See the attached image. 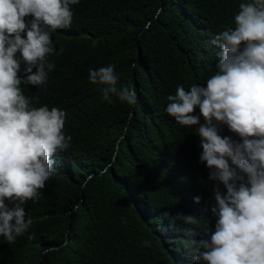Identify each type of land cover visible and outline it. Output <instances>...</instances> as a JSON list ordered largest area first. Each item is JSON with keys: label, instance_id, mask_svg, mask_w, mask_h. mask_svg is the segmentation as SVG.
<instances>
[{"label": "trees", "instance_id": "16d2710c", "mask_svg": "<svg viewBox=\"0 0 264 264\" xmlns=\"http://www.w3.org/2000/svg\"><path fill=\"white\" fill-rule=\"evenodd\" d=\"M245 2L80 0L71 6V27L51 33L56 54L48 60L55 68L47 86L21 85L34 106L66 110L71 147L57 152L55 173L38 199L24 205L33 221L29 233L11 244L0 236V264H197L182 243L184 230L194 228L205 239L215 229L211 206L219 182L200 161L199 125L177 124L165 111L167 96L178 84L206 86L219 62L211 41L235 27ZM110 64L118 87H134L135 105L104 101V85L89 81L90 69ZM219 130L241 141L226 124ZM183 214L199 223H173ZM145 239L151 247L142 246Z\"/></svg>", "mask_w": 264, "mask_h": 264}, {"label": "clouds", "instance_id": "9594fccd", "mask_svg": "<svg viewBox=\"0 0 264 264\" xmlns=\"http://www.w3.org/2000/svg\"><path fill=\"white\" fill-rule=\"evenodd\" d=\"M79 3L0 0V236L9 244L29 233L33 221L24 205L38 199L56 171L55 155L72 142L64 131L66 110L34 106L21 85L47 86L55 68L48 60L56 54L51 33L71 27V6ZM234 21V28L211 41L220 49L219 62L206 86L186 90L178 84L165 108L177 124L199 125L200 161L213 169L209 179L219 182L211 206L215 229H207L205 239H197L194 228L184 230L182 243L197 264H264V0L241 3ZM114 68L90 69L89 81L104 85V101L115 97L135 105L134 87H118ZM197 107L200 115L194 114ZM219 124L241 141L220 135ZM194 199L199 203L201 197ZM177 218L199 223L191 214L173 217V223ZM142 246L151 247V241Z\"/></svg>", "mask_w": 264, "mask_h": 264}]
</instances>
